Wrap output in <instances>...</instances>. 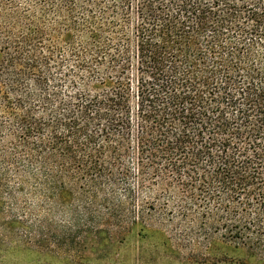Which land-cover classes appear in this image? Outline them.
<instances>
[{
    "label": "trees",
    "instance_id": "1",
    "mask_svg": "<svg viewBox=\"0 0 264 264\" xmlns=\"http://www.w3.org/2000/svg\"><path fill=\"white\" fill-rule=\"evenodd\" d=\"M8 177L36 210H139L173 182L219 210L204 239L264 264V0H0ZM83 233L42 226L36 256Z\"/></svg>",
    "mask_w": 264,
    "mask_h": 264
},
{
    "label": "rangeland",
    "instance_id": "2",
    "mask_svg": "<svg viewBox=\"0 0 264 264\" xmlns=\"http://www.w3.org/2000/svg\"><path fill=\"white\" fill-rule=\"evenodd\" d=\"M4 183L0 264H44V257L36 256V230L42 226L57 233L70 228L87 232L85 246L69 243V254L53 246L50 264L251 263L244 250H235L224 238H203L205 231L218 226L219 210H201L194 197L173 182L151 183L144 189L149 194L138 196L139 210H36V182L8 177ZM118 199L123 200L121 195ZM118 229L121 241L113 245L104 239L90 241L95 231L104 237L106 231L113 235Z\"/></svg>",
    "mask_w": 264,
    "mask_h": 264
}]
</instances>
